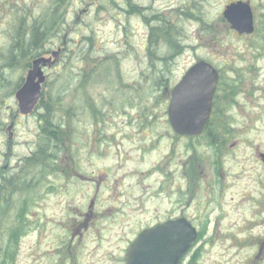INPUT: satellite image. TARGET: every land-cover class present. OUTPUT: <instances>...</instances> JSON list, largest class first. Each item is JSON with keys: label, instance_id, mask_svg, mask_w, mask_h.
Wrapping results in <instances>:
<instances>
[{"label": "rangeland", "instance_id": "1", "mask_svg": "<svg viewBox=\"0 0 264 264\" xmlns=\"http://www.w3.org/2000/svg\"><path fill=\"white\" fill-rule=\"evenodd\" d=\"M114 1L117 3L114 7H119L120 0ZM128 1V10L124 11L119 7L99 11L104 7L99 2L109 5L111 0H59L56 6L55 0H0V123L14 111L15 108L12 107L16 106V101L11 91L18 88L30 66L25 65L28 56L26 46L34 36L30 26L38 21L44 22L43 15L51 7L52 14L56 16L54 25L59 22V26L64 27V34L60 38L56 30L51 28L43 35V48L49 51L59 49L58 56H61L59 61L50 64L53 66L58 61L54 67L45 69L47 79L43 81L46 84L42 90L46 98L43 105L46 104L47 107L45 118L58 124L60 131L65 130V133L79 139L74 141L79 152L78 159H81L78 161L81 168L79 174L84 170L97 174L100 166L97 151H93L92 154L95 155L91 156L83 147L88 131L101 126L95 125L93 121H106L105 126L109 127L122 124L127 127L134 121V117L137 120L136 115H147L148 120L153 121L150 132L155 135L163 131L161 124L167 120L163 113L167 104L158 103L160 88L175 85L194 57L212 60L228 77L235 75L233 68H240L243 73L238 72V76L244 80L245 89L237 88L238 92L231 98V107L224 119L232 122L237 143L228 152V157L219 170L223 187L216 194L219 203L212 204L211 219L217 235L204 246L201 256L194 264H245L251 259H254L251 263L254 264L257 258L252 255L253 247L249 246L248 239L258 235L264 227L261 223L264 221V163L259 155L264 153V0H251L263 26L259 32L243 39L224 29L221 12L223 4L230 0H209L202 8L201 18L210 25L205 28L211 31L205 29L201 33L203 46L173 49L174 53L178 52V56L173 57L166 56L169 49L164 45L157 47V42L147 47V37L138 26L141 23L147 25L148 21L150 27L159 26L160 23L154 18L156 15H153V19L143 10L148 7L162 8L172 0ZM92 3L97 7L90 6ZM128 14L139 15V19L135 21ZM183 22H187V30H194L195 25L192 22L189 24L188 18H184ZM16 28H22V37L16 42V46L20 48V57L9 62L11 36L17 32ZM186 34L189 35V32ZM14 35L13 41H16ZM181 35H185L184 30ZM198 37L200 38L199 34ZM195 39L193 37L190 44L194 45ZM32 40L34 43L36 40L38 42L36 36ZM30 45L33 44L28 46ZM143 48L148 52L141 57L138 50ZM43 55L49 56L48 52ZM32 60L28 59L29 62ZM38 111L43 113L42 109ZM15 115L13 122L8 119L7 123V126L14 128L15 145L8 152L4 144L0 143V167L14 165L12 163L18 157L30 154L35 150L36 139L42 142V137L37 136V115ZM126 142L128 144L120 145L119 150L123 154L120 159L114 150L103 157V162L110 165L118 159L120 175L135 169L146 171L162 155V151L155 150L143 158L138 152L128 151L136 145ZM199 168L202 171L206 169ZM154 175L153 178L159 177L158 174ZM138 179L141 181L133 174L126 176V181L132 184L131 196L137 197L133 200L138 203L130 211L128 223L118 226L100 225V236L88 232L81 243L76 245L85 264H116L110 255L126 248L127 238L132 236L133 230L150 222L153 214L169 207L166 199L155 191H150L153 187L148 185L149 181L134 185ZM42 191L39 199L42 216L41 249L44 255L54 257L52 251H49L55 248L51 243L56 238H67L69 214L84 210L88 193L81 180L71 183L59 180L49 191L47 188L41 189ZM19 198L18 195L14 200ZM120 200L126 199L121 197ZM39 237L38 232L27 236L18 264L35 263L34 259L37 257H34V245ZM242 244L244 245L241 246ZM44 255L42 259L40 255V262L37 258V264H49L50 259ZM255 264H264V255Z\"/></svg>", "mask_w": 264, "mask_h": 264}, {"label": "flooded vegetation", "instance_id": "2", "mask_svg": "<svg viewBox=\"0 0 264 264\" xmlns=\"http://www.w3.org/2000/svg\"><path fill=\"white\" fill-rule=\"evenodd\" d=\"M208 1L172 0L171 3L169 1L164 4L162 8L148 7L143 10L147 11L152 18L153 15H156L154 18L160 23L159 26L155 27H150L149 21L147 25L138 24L143 29L142 34H145V38L147 37V47L157 42V47L164 45L169 49L166 56L173 57L178 56V52L174 53L173 49L202 46L201 41L204 39H202L201 33L205 29L208 30L205 27L210 26L208 23H204L201 18V16L203 17L202 8ZM232 1L238 0H230L227 3ZM242 1L251 7L256 29L257 24L260 25L261 22L257 18L256 7L251 0ZM227 3L223 4L222 11ZM129 4L128 0H120L119 7L122 10H128ZM133 18L137 21L139 15L133 14ZM184 18L189 19V24L192 22L195 25L194 30L190 31L185 28L187 22H183ZM222 21L225 30L234 32L223 19ZM183 30L185 35H181ZM187 31L189 35L186 34ZM210 31L208 30V32ZM193 37H196L194 45L190 44ZM144 48L140 50L144 51ZM196 59H198L197 56L194 57L193 61ZM221 69H219V80L213 98L212 111L215 108L226 109L231 102V94L225 91V87L231 86L232 80L225 76L220 71ZM228 82L230 83L228 84ZM169 93V87L163 89L167 103ZM136 118L137 120L134 117V121L130 122L127 127L123 126L124 124L114 127L105 126L106 121L93 122L95 125L101 126L93 127L88 131L83 147L85 152L91 156L95 155L92 154L93 151H97L96 154L100 159L97 174H91L90 171L85 170L82 172L83 174L81 172L80 174L79 172L76 173V166L81 171L78 163L81 159H78L79 152L74 143L78 138L75 137L66 138L67 155L61 152L44 154L51 158L52 163L50 165L47 159L42 160L35 155V195L30 201L24 199L26 197V191H24L26 172L21 168L22 160L26 155L18 157L12 163L14 165L7 164L0 167V238L3 239L0 246V264L2 262L18 264V259L23 251V242L32 232H38L40 236L34 245V257L39 258V262L40 255L41 259L43 258L44 254L41 249L42 216L39 199L43 194L41 189L47 188L49 191L59 183V180H67L64 177L59 179L57 170L59 167L62 168V172L66 171L69 183L78 180L84 183L87 188L88 200L82 212L69 214V220L66 224V228L69 227L67 238L64 240L56 238L51 243L55 245V248L49 250L54 256L53 259H50L49 264H85L83 255L76 247L81 243L84 235L88 232H94L100 236V225L118 226L128 223L130 211L138 206V203L133 200L137 197L131 196L132 184L126 181V176L131 174L139 177L143 183L149 181L148 185L153 187L150 191H155L166 199L169 207L160 213L153 214L151 221L133 230L132 236H128L127 240L135 239L146 229L185 219L196 229L197 238L194 245L181 258L179 264H194L196 262L197 258L201 256L204 246L217 235L216 228L213 226L214 221L211 219L212 204L217 205L216 194L223 187L221 183L222 174L219 173V170L223 167L228 152L233 150L237 143V139L234 138L236 132L232 128V122L210 120L206 123L201 136L186 137L176 134L168 120L161 124L163 131L153 135L150 132L153 121L148 120V117H140V115H136ZM8 119H10V115L4 117L0 123V143H3L9 152L13 150L15 142L13 139L7 138L6 141L4 138L8 131ZM12 134L14 136V128ZM207 134L211 137H206ZM126 141L136 145L128 151L138 152L143 158L155 150L162 151V155L159 161L146 171L135 169L120 175L117 166L118 159L116 158V162L110 165L103 162V157L114 150L120 159L123 155L119 150L120 145L128 144ZM197 154H200L199 158ZM10 156H12L11 153ZM199 167L206 169L202 171ZM154 174H158L159 177L153 178L155 177ZM141 181L136 180L134 185ZM18 195L20 196L19 200H14ZM121 197H125L126 200L121 201ZM261 223L264 225V221ZM263 239L264 227L258 235L248 239L249 246L253 247L252 255L257 258L254 264L259 262V257L264 255ZM110 257L114 259L116 264H125V255L122 250L113 253ZM37 258L34 259V264L39 263ZM253 261L254 259L248 260L245 264H251Z\"/></svg>", "mask_w": 264, "mask_h": 264}, {"label": "water", "instance_id": "3", "mask_svg": "<svg viewBox=\"0 0 264 264\" xmlns=\"http://www.w3.org/2000/svg\"><path fill=\"white\" fill-rule=\"evenodd\" d=\"M224 16L240 34L253 31L252 15L247 4L231 3L226 7ZM52 55L55 58L53 62L44 57L33 61V69L28 72L26 82L16 92L23 114L30 113L38 100L40 83L44 80L40 64L54 63L59 51H54ZM36 78L38 81L35 82ZM217 81L216 70L209 63L200 61L191 66L174 87L168 117L172 128L178 134L201 133L210 115ZM196 236V230L185 219L144 230L127 248L126 264H179Z\"/></svg>", "mask_w": 264, "mask_h": 264}, {"label": "trees", "instance_id": "4", "mask_svg": "<svg viewBox=\"0 0 264 264\" xmlns=\"http://www.w3.org/2000/svg\"><path fill=\"white\" fill-rule=\"evenodd\" d=\"M59 0H55V6L57 4ZM52 7L48 10H46V12L44 13L43 17H44V22L43 20L40 22L38 21L36 24H33L30 26V29H32V33H34V36L37 37V40L34 41L32 40L33 37H31V40L33 42L28 43L29 44H33L30 46H26V59H25V65L29 66L30 62L28 61L29 58H33L34 55H41L44 52H48L49 50H46L45 48H43V46L41 45L43 42H45V37L43 39V35H45L51 28L55 29L58 36H60V38L63 36L64 34V27L59 26V22H56V24L54 25V21L56 20V16L52 14ZM35 23V21L33 22ZM20 25V22H19ZM19 25L17 26V28L19 27ZM54 26H57V28H54ZM17 28L15 29V31L17 30ZM22 28H19L17 30V32L13 33L14 38L16 41H13V35L11 36V46H10V61H14L15 58L20 57V48H18L16 46V42L18 40H20V38L22 37L21 35V31ZM40 43V44H39ZM39 44V46L37 45ZM38 46V47H37ZM14 63V62H13ZM12 66V63H11ZM230 82H228L229 84ZM231 86L225 87V91L229 94H231V98L232 96L236 93V84L234 82L231 83ZM49 101V100H48ZM44 101V97H41V100L39 102V107H41L43 105ZM46 105V104H45ZM43 113H40V119L42 120V130H41V136L42 137V142H40V148H41V152L43 154H48V153H52L54 152V148L53 146L55 144H57L58 140L60 137H62L63 135H66V133L62 134L63 132L60 131L59 129V125L53 123L52 121L48 120L47 118H45V116H47V112L45 110H42ZM221 119V112L218 111L217 108L213 109L212 112V117H211V121H216V120H220ZM209 129H211V127H208ZM206 137H211L209 134L206 135ZM44 138H46V141L44 140ZM41 139V138H40ZM25 162V166L27 167V169L29 170V168H35L36 165V160H35V153H33L31 156L25 158L24 160ZM6 264V262H5ZM10 264V263H7Z\"/></svg>", "mask_w": 264, "mask_h": 264}, {"label": "bare ground", "instance_id": "5", "mask_svg": "<svg viewBox=\"0 0 264 264\" xmlns=\"http://www.w3.org/2000/svg\"><path fill=\"white\" fill-rule=\"evenodd\" d=\"M33 153H35V155L37 156V158L42 159V160H45V159H47V157H48V156H45V155L41 152V150H34ZM24 199H25L26 201H30L32 198L29 197V196H26Z\"/></svg>", "mask_w": 264, "mask_h": 264}]
</instances>
